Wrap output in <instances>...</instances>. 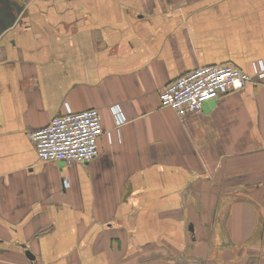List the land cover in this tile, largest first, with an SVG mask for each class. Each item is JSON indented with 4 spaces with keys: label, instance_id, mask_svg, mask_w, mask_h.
I'll return each instance as SVG.
<instances>
[{
    "label": "crops",
    "instance_id": "crops-1",
    "mask_svg": "<svg viewBox=\"0 0 264 264\" xmlns=\"http://www.w3.org/2000/svg\"><path fill=\"white\" fill-rule=\"evenodd\" d=\"M23 9L0 39V264H264V81L198 116L159 106L198 67L264 66V0ZM66 107L98 110L111 143L42 163L29 135Z\"/></svg>",
    "mask_w": 264,
    "mask_h": 264
},
{
    "label": "built area",
    "instance_id": "built-area-1",
    "mask_svg": "<svg viewBox=\"0 0 264 264\" xmlns=\"http://www.w3.org/2000/svg\"><path fill=\"white\" fill-rule=\"evenodd\" d=\"M253 76L232 66L198 67L170 82L160 92L161 108L169 109L178 118L198 116L204 104L229 92L240 91L246 85L264 81V66L253 67ZM116 130L126 120L119 107H111ZM101 117L96 109L72 112L67 107L47 126L30 134L35 152L42 163L87 164L99 155L98 142L104 134L109 143L111 135L102 129Z\"/></svg>",
    "mask_w": 264,
    "mask_h": 264
},
{
    "label": "water",
    "instance_id": "water-1",
    "mask_svg": "<svg viewBox=\"0 0 264 264\" xmlns=\"http://www.w3.org/2000/svg\"><path fill=\"white\" fill-rule=\"evenodd\" d=\"M30 0H23L24 3L29 2ZM0 6H4V8H0V39L4 38V36L7 34V32L11 31V29L15 26L17 23L16 21L23 15L25 6L19 7L17 4L13 2H7L4 0H0ZM13 7L16 9V14L13 16L12 10L10 8ZM218 100V98L211 100L204 104V111H207L209 108H212L215 105V102ZM59 165H63L60 163ZM25 257L33 261L35 257L29 252L25 251Z\"/></svg>",
    "mask_w": 264,
    "mask_h": 264
},
{
    "label": "flooded vegetation",
    "instance_id": "flooded-vegetation-1",
    "mask_svg": "<svg viewBox=\"0 0 264 264\" xmlns=\"http://www.w3.org/2000/svg\"><path fill=\"white\" fill-rule=\"evenodd\" d=\"M4 1H7V2H8V1H9V2H13V3L17 4L19 7H23V6H25L26 3H27V2L24 3L23 0H4ZM30 1H31V0H30ZM30 1H29V2H30ZM0 8H4V6H0ZM10 10H12L13 16H15V14H16V9L13 8V7H11ZM21 18H22V17H20V18H16V19H18L17 21H20ZM17 21H16V22H17Z\"/></svg>",
    "mask_w": 264,
    "mask_h": 264
}]
</instances>
